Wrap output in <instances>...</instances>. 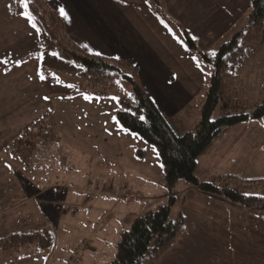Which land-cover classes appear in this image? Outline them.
<instances>
[{
  "label": "rangeland",
  "instance_id": "1",
  "mask_svg": "<svg viewBox=\"0 0 264 264\" xmlns=\"http://www.w3.org/2000/svg\"><path fill=\"white\" fill-rule=\"evenodd\" d=\"M251 2L252 0H162L161 7L164 11L162 15L166 17V4L171 15L168 16L175 21L164 19L168 28L182 42L185 34L196 48L191 53L193 58L203 65L202 68L206 69L205 66H208L211 70V66L205 65L198 53L213 57L220 45L243 32L251 13ZM30 23L38 30L42 29L38 23ZM20 28L17 24L12 27L18 33ZM33 28L39 46L30 43V46L13 53L9 59H1L7 64L5 68H15L8 75L0 70V236L32 233L40 227L30 217L33 202L21 201L24 200L20 189L23 179H45L53 183L52 191L58 194L63 193L61 187L68 182L73 188L71 192L77 193L78 199L75 202L63 201L61 195H58L55 201L58 209H54L55 211H49V206L46 202L43 203V209H46V215L57 232L58 249L54 264L57 261L62 264L67 249L77 239H86L95 230L100 231L99 241L104 244L102 250L97 251L92 244L89 250H84L80 264H110L113 258L109 257L114 254L116 247L115 242L113 244L114 237L110 236L113 229L110 228L109 232L107 225H112L116 218L115 215L109 216L110 208L107 205L89 209L97 199V188L105 187L112 194H119L125 187L128 190L131 188V197H135L134 192L140 197V200L136 199L132 203V212L137 218L167 205L169 186L165 182L163 167L157 150L152 145L121 128L116 121V112L119 110L117 98L130 96V87L114 74L107 81H96L108 84L106 96L88 94L86 83L77 76L83 69L78 64L57 56L53 43L47 39L43 29L38 33ZM38 52L42 54L36 56ZM244 52L246 56L243 64L236 69L228 83L237 77L234 89L237 95H233L232 91L228 95L241 98L243 113L249 114L263 97L264 42L248 44L244 46ZM24 55L35 57L24 65H19L18 58ZM236 73L239 75L235 76ZM41 75L43 79L40 78ZM95 87L94 91L106 88ZM202 98L194 101L190 111L182 114L181 120V117H174L176 130L185 133L194 127L196 122L190 120L194 119L196 110L203 105L204 96ZM219 114V108L216 107L212 120L217 119ZM199 119L200 117L195 121ZM247 126L244 143L241 140L242 146L240 145L243 168L241 172L237 167L233 169L235 175L243 180L264 179V124L250 121ZM249 152L255 158L250 157ZM216 153L221 154L219 147ZM232 154L230 157H234ZM182 186L190 185L178 180L171 188V194L175 198L169 215L172 220L178 216V203L182 197L178 193L183 192ZM32 193L27 188V194ZM86 195L90 197L88 209L82 212L79 210L80 213L74 215L77 210L71 205L79 209V198H85ZM250 195H258V192L254 191ZM44 199L49 201L51 198L49 194H45ZM242 210L249 215L242 220V234L234 235V238L239 239V244H235V249L237 246L239 250L231 251L235 262L230 258L229 264H264V213L246 211L244 208ZM105 218H108L107 221ZM91 249L96 251V255L90 252ZM100 254L104 256L100 257ZM87 255L89 257L85 259ZM211 261L216 262L215 259ZM4 264H10L9 260Z\"/></svg>",
  "mask_w": 264,
  "mask_h": 264
},
{
  "label": "crops",
  "instance_id": "2",
  "mask_svg": "<svg viewBox=\"0 0 264 264\" xmlns=\"http://www.w3.org/2000/svg\"><path fill=\"white\" fill-rule=\"evenodd\" d=\"M43 1L62 19L69 40L84 52L128 62L136 70L144 91L164 116L171 121L175 130L174 117H181L182 114L190 111L194 101L203 99V96L205 98L212 69L209 70L208 66H205L206 69H204L203 65L196 62L192 52L186 49L184 42L177 39L168 28L166 20L162 18L160 8L150 3L149 0ZM12 2L13 0H0V61L9 59L13 53L19 50L26 49L30 43H36L39 46L38 39L34 37V28L26 16L13 18L9 13L8 8ZM165 8V18L175 22L170 18L171 15L166 4ZM60 9L64 10L67 18L61 15ZM16 24L21 27L19 33L12 29V27H16ZM17 28L19 27L17 26ZM41 54L42 52H38L36 56ZM33 57L35 55H24L18 58V64L24 65ZM2 64L0 70L4 71L5 75L11 73L15 68L11 66L5 68L7 64H4V61ZM237 75L239 74L236 73L235 76ZM237 81L236 77L230 82V94L237 95L234 90ZM200 109L201 105L190 122H198L195 120L200 117ZM196 123L194 124L196 125ZM248 123L224 128L201 153L196 160L194 170V176L200 183H209L216 178L226 176L244 182L255 180H243L239 175H235L233 169V167H237V170L241 172L243 168L241 140L244 143V136L249 127ZM218 147L223 155L216 153ZM260 149L263 150V148ZM231 153L234 157H230ZM249 155L255 158L252 152H249ZM22 181L26 185L23 183L24 185L20 186L22 189L21 198H24L21 201L31 200L33 202L34 208L30 217L33 222L36 220L40 226L34 232L47 231L51 233L54 238L53 246L48 250H42L35 245H30L0 253V264H4L8 260L10 264H54V257L58 249L57 232L54 225L50 223L49 216L46 215V209H43V203L46 202L49 211L58 209L55 202L58 195H61L63 201L75 202L78 199L77 193L71 192L73 188L69 186L68 182L61 187L63 193L58 194L52 191L53 183L40 177L32 179L28 177ZM128 187L130 188V185ZM27 188H30L33 193L28 195ZM125 188L124 190L132 196L131 188L130 190ZM181 188L183 192L178 193V196L182 197L178 203L177 215L183 218V231L172 248L155 264H212V259L216 260L213 262L214 264H217V261L219 264H229L230 258L232 262H235L231 251L238 252L239 248L236 246L235 249V244H239V239L234 238V235L242 234V220L249 214L245 213L241 206L224 198L202 193L192 186H182ZM45 194H49L51 198L49 201L44 199ZM134 194L135 197L133 196L129 203H123L118 193H108L105 187L103 189L98 187L95 193L97 199L89 207L92 209L107 205L110 208L109 216L115 215L116 220L112 222V225L107 223V230L110 232L113 229L110 236L114 237L115 247L121 234L130 228L131 222L139 218H136L137 215L132 212V203L136 199L140 200V197L136 196L138 194L135 192ZM87 196L79 198L81 199L79 209L77 206L71 205L77 210L74 215L80 213L79 210L82 212L88 209L87 204L90 202V197ZM41 217L43 220H38ZM107 219L105 218V221ZM99 234L100 231L95 230L86 239H77L63 255L62 264H68L73 253H78L82 260L84 250H89L92 244L97 251L102 250L104 244L99 241ZM90 252L96 255L94 249H91ZM103 256L104 254H100V257ZM86 257L89 256H85V259ZM114 257L115 251L109 258L114 260Z\"/></svg>",
  "mask_w": 264,
  "mask_h": 264
},
{
  "label": "trees",
  "instance_id": "3",
  "mask_svg": "<svg viewBox=\"0 0 264 264\" xmlns=\"http://www.w3.org/2000/svg\"><path fill=\"white\" fill-rule=\"evenodd\" d=\"M149 2L160 8L161 14L164 12L161 7L162 0H149ZM8 10L13 16L29 13L33 17L31 21L38 23L47 39L53 43L57 56L78 64L83 69L77 76L86 83L88 94L106 96L108 84L96 83V81H107L114 74L127 84L131 95L117 98L119 110L116 112V121L121 128L140 136L157 150L165 182L169 186L168 203L132 222L129 230L121 234L116 245L114 260L110 264H154L174 244L184 227L180 215L173 220L169 217L170 209L175 203L171 188L178 180L186 182L202 193L224 198L248 211L264 213V179L244 182L226 176L216 178L209 183H200L194 176L197 158L224 128L250 121H260L264 124V87L261 101L249 114L243 113L241 98L228 95L230 77L234 76V72L243 64L246 56L244 46L264 42V0H252L251 13L244 31L234 35L229 42L220 45L213 57L197 52L202 62L211 66L212 73L200 109V119L190 131L183 134H179L174 129L171 121L144 91L136 70L128 62L84 52L69 40L62 19L43 0L27 2L13 0ZM162 18L166 19L163 15ZM42 29L41 31L37 29V32H42ZM184 36L186 49L195 52L193 42L185 34ZM2 65L0 61V68ZM95 86H106V88L94 91ZM216 107L219 108L220 116L212 120ZM230 112L233 114L230 115ZM254 191L258 192V195H250ZM53 241V235L47 231L11 233L0 238V253L30 245L48 250Z\"/></svg>",
  "mask_w": 264,
  "mask_h": 264
},
{
  "label": "built area",
  "instance_id": "4",
  "mask_svg": "<svg viewBox=\"0 0 264 264\" xmlns=\"http://www.w3.org/2000/svg\"><path fill=\"white\" fill-rule=\"evenodd\" d=\"M119 198L123 203H128L132 199L131 196L124 189H121L119 191ZM71 211H73V208H71ZM68 264H80V258L77 253H73L71 255Z\"/></svg>",
  "mask_w": 264,
  "mask_h": 264
},
{
  "label": "snow or ice",
  "instance_id": "5",
  "mask_svg": "<svg viewBox=\"0 0 264 264\" xmlns=\"http://www.w3.org/2000/svg\"><path fill=\"white\" fill-rule=\"evenodd\" d=\"M25 7H27V5H25ZM60 12H61V15H62V16H65V18H67V14L64 12L63 9H60ZM24 15L26 16V18H27L29 21H31V20L33 19V17H31V15H30L29 13H24ZM33 27H35L34 24H33ZM96 54L99 55L100 53H96ZM53 55H55V54H53ZM40 78L43 79V78H44L43 75H41ZM141 119H143V117H141Z\"/></svg>",
  "mask_w": 264,
  "mask_h": 264
}]
</instances>
